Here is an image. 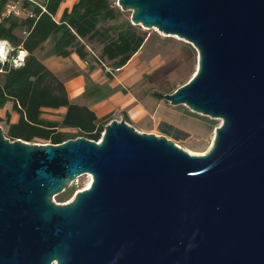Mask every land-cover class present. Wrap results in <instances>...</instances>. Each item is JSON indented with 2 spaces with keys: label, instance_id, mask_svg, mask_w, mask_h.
Instances as JSON below:
<instances>
[{
  "label": "water",
  "instance_id": "water-1",
  "mask_svg": "<svg viewBox=\"0 0 264 264\" xmlns=\"http://www.w3.org/2000/svg\"><path fill=\"white\" fill-rule=\"evenodd\" d=\"M115 4L197 51L194 76L153 96L222 124L203 155L123 118L99 143L0 128V264H264V0ZM83 174L89 188L52 201Z\"/></svg>",
  "mask_w": 264,
  "mask_h": 264
},
{
  "label": "trees",
  "instance_id": "trees-1",
  "mask_svg": "<svg viewBox=\"0 0 264 264\" xmlns=\"http://www.w3.org/2000/svg\"><path fill=\"white\" fill-rule=\"evenodd\" d=\"M6 1L0 0V12ZM63 1H25L32 17L24 15L0 21V40H8L13 47L8 58L16 56L18 50L28 52L25 66L20 69L8 60L0 64V108L11 101L19 114V120L10 124L6 132L11 141L60 144L84 137L97 142L104 131L106 123L90 108L71 103L64 84L34 55L47 39L53 41L52 54L60 57L74 51L86 58L89 55L86 46L93 50L98 47V59L109 62L113 69L125 65L146 40V35L128 21L111 23L120 18L121 11L109 0H77L56 19ZM154 73L147 79H152ZM164 89L158 92L167 94ZM45 108L66 110L57 121L42 116ZM67 198L68 194L60 201Z\"/></svg>",
  "mask_w": 264,
  "mask_h": 264
},
{
  "label": "crops",
  "instance_id": "crops-1",
  "mask_svg": "<svg viewBox=\"0 0 264 264\" xmlns=\"http://www.w3.org/2000/svg\"><path fill=\"white\" fill-rule=\"evenodd\" d=\"M76 1L64 0L59 6L56 19H59L65 9L70 10ZM18 34L24 36L23 32ZM52 46L53 41L47 39L35 50L34 55L64 84L71 103L90 108L100 121L106 123L105 125L123 118L141 133L168 139H172L173 135L183 134V130L176 128L160 113L162 110L173 111L172 105L162 103V99L145 90V79L160 66L154 57H144L142 47L125 65L113 69L109 62H104L103 66L91 55L81 58L74 51L66 57L56 56L51 52ZM94 51L97 53L99 48L96 47ZM65 110L45 108L42 116L59 121ZM53 113L59 116L55 117ZM18 120L19 114L13 109L11 101L0 108L1 130L7 132L9 125Z\"/></svg>",
  "mask_w": 264,
  "mask_h": 264
},
{
  "label": "rangeland",
  "instance_id": "rangeland-1",
  "mask_svg": "<svg viewBox=\"0 0 264 264\" xmlns=\"http://www.w3.org/2000/svg\"><path fill=\"white\" fill-rule=\"evenodd\" d=\"M109 1L120 10L115 4L117 0ZM120 11V18L111 23L130 22L132 11ZM133 26L146 35V40L142 45L144 57H154L157 61L156 63L160 66L155 71L156 74L154 73L152 79H145V90H148L149 94L158 92L164 88H166L164 90L168 91L167 94L173 93L194 76L197 70L198 54L190 43L178 36L165 35L156 28L149 29L140 25ZM161 102L169 103L166 100H161ZM171 108L173 111L162 110L160 112L161 115L168 118L176 128L184 132L182 135H173V138L169 139L189 154H205L212 145L216 129L222 124L221 119L198 114L184 105L171 106ZM52 115L55 117L59 116L57 113H53ZM2 133L7 138L6 131L2 130ZM35 143L43 142L36 140ZM90 179L92 181L89 174L79 176L76 185L71 184L64 188L63 192L53 196L52 201L59 204L70 202L78 191L87 188ZM66 194H68V198L60 201V198Z\"/></svg>",
  "mask_w": 264,
  "mask_h": 264
},
{
  "label": "built area",
  "instance_id": "built-area-1",
  "mask_svg": "<svg viewBox=\"0 0 264 264\" xmlns=\"http://www.w3.org/2000/svg\"><path fill=\"white\" fill-rule=\"evenodd\" d=\"M25 1L33 2V0H7L2 11L0 12V21H3L4 19L10 18V17H21V16H28L32 17V12L30 7L24 6ZM13 49V47H12ZM86 49L88 51V54L94 57L101 65H105L104 62L100 61L98 59L97 53L91 49L89 46H86ZM11 52V51H10ZM9 52V53H10ZM19 51H17L16 56L8 58V61L14 66L13 61L18 57ZM109 71V69H108ZM103 134V133H102ZM101 134V136H102ZM100 139L97 141L99 142ZM79 177H77L71 184L76 185L78 183Z\"/></svg>",
  "mask_w": 264,
  "mask_h": 264
},
{
  "label": "clouds",
  "instance_id": "clouds-1",
  "mask_svg": "<svg viewBox=\"0 0 264 264\" xmlns=\"http://www.w3.org/2000/svg\"><path fill=\"white\" fill-rule=\"evenodd\" d=\"M12 46L8 40H0V64H4L8 60V54L12 51ZM28 56L27 50H21L18 57L13 61L14 67L20 69L25 66V59ZM191 247V245H189Z\"/></svg>",
  "mask_w": 264,
  "mask_h": 264
},
{
  "label": "bare ground",
  "instance_id": "bare-ground-1",
  "mask_svg": "<svg viewBox=\"0 0 264 264\" xmlns=\"http://www.w3.org/2000/svg\"><path fill=\"white\" fill-rule=\"evenodd\" d=\"M209 147H210V146H209ZM90 184H91V179H90V181H89V183H88L87 188H89ZM87 188H86V189H87Z\"/></svg>",
  "mask_w": 264,
  "mask_h": 264
}]
</instances>
